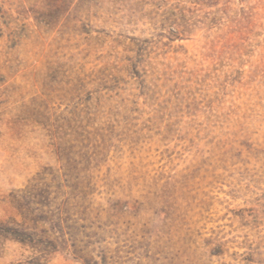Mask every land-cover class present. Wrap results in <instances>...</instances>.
Instances as JSON below:
<instances>
[{
  "label": "rangeland",
  "instance_id": "obj_1",
  "mask_svg": "<svg viewBox=\"0 0 264 264\" xmlns=\"http://www.w3.org/2000/svg\"><path fill=\"white\" fill-rule=\"evenodd\" d=\"M24 190L49 264H264V0H0V220Z\"/></svg>",
  "mask_w": 264,
  "mask_h": 264
},
{
  "label": "trees",
  "instance_id": "obj_2",
  "mask_svg": "<svg viewBox=\"0 0 264 264\" xmlns=\"http://www.w3.org/2000/svg\"><path fill=\"white\" fill-rule=\"evenodd\" d=\"M34 193L31 190H24V194L18 195V198L17 195H14V199L17 202H19V199L24 200L23 205L21 204L18 207L20 220L15 218L0 220V234H8L14 240L21 242L32 251L38 253L18 264H49L46 257L47 246L54 248L56 245L53 240L63 238L60 222L49 210H46L49 207V203L45 201L47 199L43 194L45 191L37 192L36 195ZM40 214L43 216L41 219L39 218ZM40 222L47 224L48 228L39 229ZM51 235L55 238L50 239Z\"/></svg>",
  "mask_w": 264,
  "mask_h": 264
}]
</instances>
